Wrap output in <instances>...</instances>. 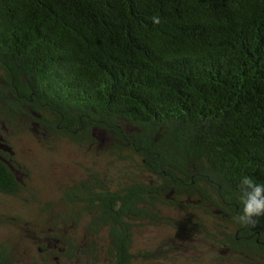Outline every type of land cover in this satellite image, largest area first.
I'll list each match as a JSON object with an SVG mask.
<instances>
[{
  "label": "trees",
  "instance_id": "16d2710c",
  "mask_svg": "<svg viewBox=\"0 0 264 264\" xmlns=\"http://www.w3.org/2000/svg\"><path fill=\"white\" fill-rule=\"evenodd\" d=\"M0 122L89 147L51 233L71 263L177 262L167 242L135 250L163 223L264 264V215L236 221L241 179L264 184V0H0ZM0 140V192L17 194Z\"/></svg>",
  "mask_w": 264,
  "mask_h": 264
},
{
  "label": "rangeland",
  "instance_id": "374dc122",
  "mask_svg": "<svg viewBox=\"0 0 264 264\" xmlns=\"http://www.w3.org/2000/svg\"><path fill=\"white\" fill-rule=\"evenodd\" d=\"M0 136L6 137L10 145L12 168L23 184L17 194L0 192V243L12 245L21 264H73L58 253L52 234H62V231L55 228L58 216H54L59 212L63 189L80 180L86 167L92 164L93 155L89 147L66 138L40 140L26 127L14 132L1 122ZM96 137L101 146L107 138L100 132L96 133ZM170 213L173 215V212ZM75 234L82 235L80 228ZM161 242H167V248L172 246L171 250L165 251V255L171 257L177 254V262L164 263L162 259L148 257L144 260L140 258L136 264H250L222 257V249L205 247L200 234L184 233L163 223L141 227L137 231L135 250L138 252V248L144 246L156 249ZM86 263L83 260L82 264ZM87 264L108 263L101 258L89 260Z\"/></svg>",
  "mask_w": 264,
  "mask_h": 264
},
{
  "label": "clouds",
  "instance_id": "9594fccd",
  "mask_svg": "<svg viewBox=\"0 0 264 264\" xmlns=\"http://www.w3.org/2000/svg\"><path fill=\"white\" fill-rule=\"evenodd\" d=\"M154 22L158 23L159 20L154 18ZM240 192L243 207L236 221L244 226H254V217L264 215V184L245 176L240 181Z\"/></svg>",
  "mask_w": 264,
  "mask_h": 264
}]
</instances>
